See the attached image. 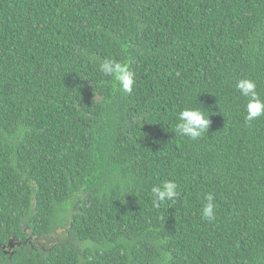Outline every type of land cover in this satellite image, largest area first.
<instances>
[{"label": "trees", "instance_id": "obj_1", "mask_svg": "<svg viewBox=\"0 0 264 264\" xmlns=\"http://www.w3.org/2000/svg\"><path fill=\"white\" fill-rule=\"evenodd\" d=\"M245 77L264 98V0H0V264H264ZM189 104L210 119L198 141L174 131ZM164 180L180 196L156 207Z\"/></svg>", "mask_w": 264, "mask_h": 264}, {"label": "clouds", "instance_id": "obj_2", "mask_svg": "<svg viewBox=\"0 0 264 264\" xmlns=\"http://www.w3.org/2000/svg\"><path fill=\"white\" fill-rule=\"evenodd\" d=\"M99 71L115 82V87L125 94H131L136 83L135 73L128 63H121L114 59L106 60L99 66ZM238 93L246 98L244 106V121L251 125L261 117H264V98L257 91V84L250 78H240L235 81ZM175 134L191 141L200 140L208 133L210 119L207 111L194 107L191 104L182 108L176 117ZM153 204L159 207L166 201H174L180 196L179 187L173 180H164L151 188ZM204 202L200 209L201 218L205 221H213L216 218L215 196L209 192L204 195ZM170 258V257H169ZM167 259L165 264H167Z\"/></svg>", "mask_w": 264, "mask_h": 264}, {"label": "rangeland", "instance_id": "obj_3", "mask_svg": "<svg viewBox=\"0 0 264 264\" xmlns=\"http://www.w3.org/2000/svg\"><path fill=\"white\" fill-rule=\"evenodd\" d=\"M64 228L63 227H59L57 233L54 235V237L52 238V241H57L58 239L62 238L63 234H64ZM51 238L46 239V242H48Z\"/></svg>", "mask_w": 264, "mask_h": 264}, {"label": "flooded vegetation", "instance_id": "obj_4", "mask_svg": "<svg viewBox=\"0 0 264 264\" xmlns=\"http://www.w3.org/2000/svg\"><path fill=\"white\" fill-rule=\"evenodd\" d=\"M11 247H14V245H12Z\"/></svg>", "mask_w": 264, "mask_h": 264}]
</instances>
